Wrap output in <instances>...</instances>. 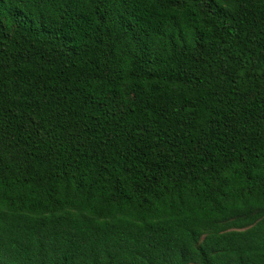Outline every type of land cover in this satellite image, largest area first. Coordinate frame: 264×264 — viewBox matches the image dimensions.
<instances>
[{"label":"trees","instance_id":"trees-1","mask_svg":"<svg viewBox=\"0 0 264 264\" xmlns=\"http://www.w3.org/2000/svg\"><path fill=\"white\" fill-rule=\"evenodd\" d=\"M0 264H264V0H0Z\"/></svg>","mask_w":264,"mask_h":264}]
</instances>
